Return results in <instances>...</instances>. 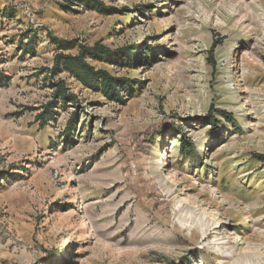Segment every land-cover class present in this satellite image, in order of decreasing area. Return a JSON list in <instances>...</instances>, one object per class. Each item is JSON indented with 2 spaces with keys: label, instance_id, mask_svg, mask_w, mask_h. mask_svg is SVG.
<instances>
[{
  "label": "rangeland",
  "instance_id": "rangeland-1",
  "mask_svg": "<svg viewBox=\"0 0 264 264\" xmlns=\"http://www.w3.org/2000/svg\"><path fill=\"white\" fill-rule=\"evenodd\" d=\"M73 1L0 0V264H264V0Z\"/></svg>",
  "mask_w": 264,
  "mask_h": 264
},
{
  "label": "trees",
  "instance_id": "trees-1",
  "mask_svg": "<svg viewBox=\"0 0 264 264\" xmlns=\"http://www.w3.org/2000/svg\"><path fill=\"white\" fill-rule=\"evenodd\" d=\"M76 1V2H74ZM72 3L78 4V6H87V8L95 10L99 13H103L104 6L99 0H74ZM218 44L214 43L212 49L214 50ZM105 55V56H104ZM104 56V57H101ZM110 54L101 48H85L82 47L81 53L79 56H68V55H57L55 59V69L53 74H57L63 71H67L81 81L87 87L94 89L96 91L102 92L106 97L110 98L113 101L118 103H124L127 99L121 94L125 92L130 94V89L127 87L129 84L123 85V81L114 79L110 77L105 72L95 71L93 67L88 65L85 62L87 58H106L110 60ZM128 60L131 61L132 58L128 57ZM5 81L3 80L2 74L0 73V84L4 86ZM53 87L55 88V97L56 99L70 98L74 100V96L67 95V89L64 82H53ZM56 103H51L46 107V110L38 115V121L44 126L49 123L50 120H53L52 114L56 111L53 109V105ZM55 108H58L57 106ZM56 114V113H55ZM259 160L264 163V155L259 157Z\"/></svg>",
  "mask_w": 264,
  "mask_h": 264
}]
</instances>
